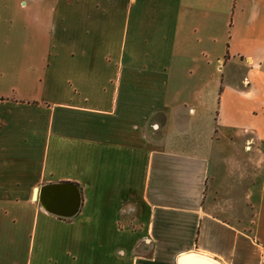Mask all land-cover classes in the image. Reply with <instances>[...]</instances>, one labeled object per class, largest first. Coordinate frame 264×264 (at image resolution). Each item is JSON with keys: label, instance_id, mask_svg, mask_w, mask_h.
<instances>
[{"label": "crops", "instance_id": "1", "mask_svg": "<svg viewBox=\"0 0 264 264\" xmlns=\"http://www.w3.org/2000/svg\"><path fill=\"white\" fill-rule=\"evenodd\" d=\"M61 182L71 216L32 196ZM24 233V264H264V0H0V264Z\"/></svg>", "mask_w": 264, "mask_h": 264}, {"label": "water", "instance_id": "2", "mask_svg": "<svg viewBox=\"0 0 264 264\" xmlns=\"http://www.w3.org/2000/svg\"><path fill=\"white\" fill-rule=\"evenodd\" d=\"M33 198H37L40 205L47 211L59 216H71L77 211L79 206V192L77 187L69 182L51 183L39 186L36 195L35 189L32 193ZM191 255L192 252H187ZM185 253L186 255H188ZM185 254L178 256L181 263ZM214 264H218L217 261Z\"/></svg>", "mask_w": 264, "mask_h": 264}, {"label": "rangeland", "instance_id": "3", "mask_svg": "<svg viewBox=\"0 0 264 264\" xmlns=\"http://www.w3.org/2000/svg\"><path fill=\"white\" fill-rule=\"evenodd\" d=\"M25 53H27V52H25ZM30 237H31V235H29V233H24L22 236L9 238V247H13V249H15V251H17V248H19V247H22V249H23L22 261L19 262L16 259L14 261V263H9V264H24V260H25L26 255H27V248H28L29 244L31 245ZM31 239H32V237H31ZM33 242H34V249H35L37 240L35 239V241H33ZM33 251H35V250H33ZM16 256L18 257V253L16 254Z\"/></svg>", "mask_w": 264, "mask_h": 264}]
</instances>
